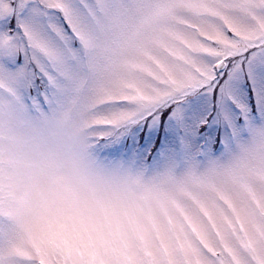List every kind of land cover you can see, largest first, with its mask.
Returning a JSON list of instances; mask_svg holds the SVG:
<instances>
[{
	"label": "snow or ice",
	"instance_id": "6c2138e0",
	"mask_svg": "<svg viewBox=\"0 0 264 264\" xmlns=\"http://www.w3.org/2000/svg\"><path fill=\"white\" fill-rule=\"evenodd\" d=\"M0 264H264V0H0Z\"/></svg>",
	"mask_w": 264,
	"mask_h": 264
}]
</instances>
